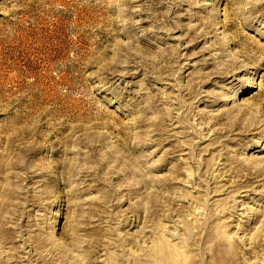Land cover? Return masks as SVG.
<instances>
[{
	"label": "rangeland",
	"instance_id": "1",
	"mask_svg": "<svg viewBox=\"0 0 264 264\" xmlns=\"http://www.w3.org/2000/svg\"><path fill=\"white\" fill-rule=\"evenodd\" d=\"M0 264H264V0H0Z\"/></svg>",
	"mask_w": 264,
	"mask_h": 264
}]
</instances>
